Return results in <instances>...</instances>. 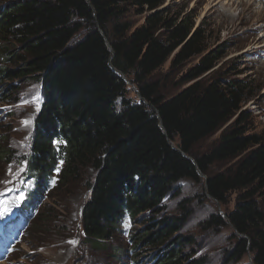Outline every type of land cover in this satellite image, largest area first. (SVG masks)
I'll return each instance as SVG.
<instances>
[{"label":"trees","instance_id":"trees-1","mask_svg":"<svg viewBox=\"0 0 264 264\" xmlns=\"http://www.w3.org/2000/svg\"><path fill=\"white\" fill-rule=\"evenodd\" d=\"M166 1L0 0V83L13 90L10 96L1 91L0 99H11L15 83L24 80L43 90L27 173L40 190L60 163L63 185L91 168L95 178L81 213L84 242L105 247L127 213L142 227L123 252L131 249L134 264H206L193 251L184 254L196 244L183 230L192 215L190 200L179 217L164 213L181 181L204 183L205 196L219 204L241 192L227 216L243 236L231 256L241 260L251 251L254 264H264V212L257 201L264 190V137L252 133L253 114L243 110L255 93L237 68L215 73L225 54L207 53L192 18L160 10ZM128 6L150 13L134 31L122 22ZM196 57L183 78L190 85L171 99L162 96L154 74L171 58L178 67ZM125 78L142 99L128 97ZM226 125L211 149L199 154L197 145ZM12 156L4 141L0 162ZM236 160L233 168L212 172L216 164ZM179 194L177 189L173 196ZM43 215L44 225L53 223L49 209L39 225ZM204 225L218 229L225 220L215 215ZM41 229L33 235L44 236ZM144 252L153 255L144 259Z\"/></svg>","mask_w":264,"mask_h":264},{"label":"rangeland","instance_id":"rangeland-1","mask_svg":"<svg viewBox=\"0 0 264 264\" xmlns=\"http://www.w3.org/2000/svg\"><path fill=\"white\" fill-rule=\"evenodd\" d=\"M215 4L209 0H167L160 10L168 11L171 18H192L195 23L193 32L196 30L203 34L206 52L220 51L225 54L224 59L214 69L215 73L222 68L224 73L237 68L242 73L239 78L250 82L255 97L243 110L253 114L252 133L264 137V30L260 29L261 23L255 18L247 23L246 18L241 20V14L248 17L256 11L259 4L256 2L248 5L238 0L231 9L227 7L230 9L227 11L234 18V24L227 23L223 16L224 2ZM149 15L148 12L140 14L139 9L128 6L122 22L127 23L131 31H134L144 25ZM172 58L153 77L154 81L161 84V94L166 99L173 98L190 85L183 78L200 59L196 57L173 67ZM212 77L213 73L206 79ZM11 85L8 82L0 83V93L6 90V93H1L2 96L12 94ZM15 85L19 89L11 99L5 102L0 99V146L5 141L7 148L13 151L10 159L0 162V223L7 220L5 215L10 216L16 212L20 204L28 205L26 209L35 203L36 205L33 211L25 213L31 218V227L25 237L19 241L10 229L9 240L5 239L0 244V248L7 249L6 252L10 254L0 264H134L131 249H127L126 254L123 252L127 247H132V236L136 230L142 228L140 219L135 222L126 215L122 219L119 232L105 247H92L84 242L81 213L90 198L89 184L95 178V172L91 168L82 172L79 181L63 185L59 166L53 174L49 188L42 191V185L40 192L35 190V181L27 173V158L32 150L34 125L43 103V90L41 84L31 80L16 82ZM129 91L128 97L139 101L140 97L134 85H129ZM227 127L228 125L200 142L196 147L197 152L203 154L210 150ZM236 162L237 160L216 164L212 172H224L233 168ZM203 184L183 180L174 190L175 192L178 189L180 194L175 197L173 192L165 202L164 213L171 218L180 216V206L184 200L191 202L192 215L183 230L184 235L194 238L196 244L184 254H191L193 251L196 258H205L206 264H254L251 251L241 260L232 259L231 256L241 237L237 235L227 216L235 210L242 193L232 192L228 195L226 204H218L205 196ZM262 193L257 201L264 212V190ZM49 209L53 223L44 225L43 215L42 225H39V218ZM215 215L222 216L225 226L218 229L206 228L205 222ZM37 226L40 229L41 226L44 227L41 229L44 236L33 235ZM0 227L2 228L1 224ZM52 227L56 229L54 234H50ZM152 255L153 252H144L143 257L149 260ZM1 259H4L3 255H0Z\"/></svg>","mask_w":264,"mask_h":264},{"label":"bare ground","instance_id":"bare-ground-1","mask_svg":"<svg viewBox=\"0 0 264 264\" xmlns=\"http://www.w3.org/2000/svg\"><path fill=\"white\" fill-rule=\"evenodd\" d=\"M200 2H203L204 0H199ZM216 3L215 5H219L222 4L224 2V12L223 16L226 19V22H231L232 24H234V18L231 17L230 13L227 10H230L231 7H233L235 4H237L238 0H209ZM243 2H246L248 5L251 4H255L256 2L259 4L258 7L256 8V11L250 13L247 16H245V14H241V20H244V18H246L245 22H249L252 20V18L257 19L260 23H261V27L260 29L264 30V4L262 2V0H242ZM259 1V2H258ZM210 4V3H209ZM227 7H230V9H228Z\"/></svg>","mask_w":264,"mask_h":264},{"label":"water","instance_id":"water-1","mask_svg":"<svg viewBox=\"0 0 264 264\" xmlns=\"http://www.w3.org/2000/svg\"><path fill=\"white\" fill-rule=\"evenodd\" d=\"M125 81L130 85L131 83L125 78ZM136 93L138 94V96L140 97V99H142L141 98V96L139 95V93H138V91H136ZM143 101V100H142ZM202 177H204V176H202ZM206 183H207V181H206ZM219 204V203H218ZM237 233V232H236ZM237 235H239L241 238L243 237V236H241L240 234H238L237 233Z\"/></svg>","mask_w":264,"mask_h":264},{"label":"snow or ice","instance_id":"snow-or-ice-1","mask_svg":"<svg viewBox=\"0 0 264 264\" xmlns=\"http://www.w3.org/2000/svg\"><path fill=\"white\" fill-rule=\"evenodd\" d=\"M25 123H27V122H25ZM74 243V242H73Z\"/></svg>","mask_w":264,"mask_h":264}]
</instances>
